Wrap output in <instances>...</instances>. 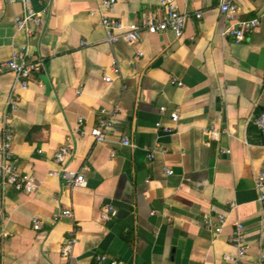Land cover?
Segmentation results:
<instances>
[{
	"label": "crops",
	"instance_id": "crops-1",
	"mask_svg": "<svg viewBox=\"0 0 264 264\" xmlns=\"http://www.w3.org/2000/svg\"><path fill=\"white\" fill-rule=\"evenodd\" d=\"M28 1L47 11L29 40L41 64L15 111L8 105L15 77L0 73V144L7 118L18 163L40 188L28 194L0 183V264H109L97 260L102 254L126 264H259L264 205L255 179L264 174V135L252 117L264 108V0H237L241 17L261 20L239 43L222 35L228 22L219 0H178L189 14L183 35L145 33L134 45L111 44L103 14L137 22L159 0H117L107 11L102 0ZM24 2L0 0V63L28 41L15 25ZM115 108L106 140L97 142L90 130L100 111ZM211 129L219 134L210 137ZM124 135L132 145L122 144ZM62 144L74 148L67 167L84 174L85 186L70 190L48 175ZM106 204L118 211L108 221ZM67 207L74 219L55 222ZM219 213L227 222L217 235L206 221L216 224ZM235 221L245 226L246 255L227 260ZM74 227L78 242L66 258L60 248Z\"/></svg>",
	"mask_w": 264,
	"mask_h": 264
},
{
	"label": "built area",
	"instance_id": "built-area-1",
	"mask_svg": "<svg viewBox=\"0 0 264 264\" xmlns=\"http://www.w3.org/2000/svg\"><path fill=\"white\" fill-rule=\"evenodd\" d=\"M117 0H102L100 4L101 10H109ZM219 10L225 15L227 25L222 31V35L232 38L239 43L245 40L260 24L261 20L258 17L244 18L240 16V8L237 0H219ZM47 13L46 9L37 11L30 4L28 0L24 2L23 13L16 16L15 25L18 31L23 32L27 38V42L20 48L15 49L9 60L0 63V73L10 72L14 75L15 81L11 90L8 105L12 111L18 110L19 101L21 99L20 91L27 90L30 87V80L33 73L39 67L41 62L37 60L31 53L29 40L39 33L43 28V17ZM197 19L202 17V11L195 14ZM189 19V14L180 10L178 0H159V6L155 10H145L139 21L129 22L123 18L111 17L103 14L101 23L106 32V38L114 44L119 41H124L129 45L136 44L145 33H159L165 31H173L176 36L183 35L186 23ZM85 44V42H83ZM142 55V52H138ZM111 69L115 73L120 72L119 65L114 61ZM106 81H111L109 75L105 77ZM165 111L166 108H161ZM119 109L101 110L98 123L90 130L91 135L97 142H104L107 134L113 124L114 118L118 115ZM170 117L173 122L179 120V109L170 112ZM252 121L258 127L260 133L264 135V108L257 114L253 115ZM82 123V119L80 120ZM159 128L161 123H157ZM166 132L173 131V128L163 127ZM210 137H215L219 134L217 130L211 129L206 131ZM2 143L0 144V183L5 186H10L17 192H25L28 194L34 193L40 188V183L37 178L25 172L13 152V140L15 137V130L9 120L6 118L2 128ZM123 145H132L129 136L124 135L121 138ZM41 152V150H39ZM74 148L69 144H62L54 153V162L56 167L48 171V175L60 178L63 185L74 190L83 187L87 184L84 174L80 171L73 170L67 167L69 158L73 155ZM155 151L151 150L148 154L149 160L154 159ZM168 174H172L173 170H166ZM256 187L260 192V201L264 205V174L260 173L256 176ZM230 208H235L236 204L231 202ZM117 209L113 205L106 204L102 207L101 217L103 220H112L117 215ZM64 218L74 219V212L71 207L63 208L53 214L55 222ZM217 223H212L211 220L206 221L208 228H211L215 234H220L224 225L227 222V216L224 213H219L216 216ZM34 228L40 229L42 227L41 220L34 218ZM78 228L74 227L68 234L65 242L61 245L60 252L62 256L69 258L73 254L75 244L78 242L77 237ZM2 237L9 235L6 229L2 230ZM245 226L241 221L233 223V232L229 238L230 243L234 247V252L227 253L225 258L227 260H239L246 255V240H245ZM1 241V240H0ZM99 262H108L109 264H126L124 261L113 258L107 254L97 256ZM259 264H264L262 259Z\"/></svg>",
	"mask_w": 264,
	"mask_h": 264
},
{
	"label": "water",
	"instance_id": "water-1",
	"mask_svg": "<svg viewBox=\"0 0 264 264\" xmlns=\"http://www.w3.org/2000/svg\"><path fill=\"white\" fill-rule=\"evenodd\" d=\"M204 90H201L200 92H198V93H202Z\"/></svg>",
	"mask_w": 264,
	"mask_h": 264
}]
</instances>
